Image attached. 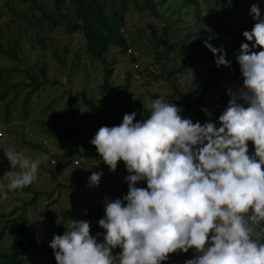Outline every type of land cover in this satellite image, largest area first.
<instances>
[{
  "label": "clouds",
  "instance_id": "9594fccd",
  "mask_svg": "<svg viewBox=\"0 0 264 264\" xmlns=\"http://www.w3.org/2000/svg\"><path fill=\"white\" fill-rule=\"evenodd\" d=\"M249 15L255 23L242 32L235 56L242 83L226 89L229 99L217 119L202 107L209 119L194 122L180 114L179 106L158 98L144 106L146 116L136 119L132 111L120 124L97 130L90 143L110 172L124 162L127 192L104 198L98 221L103 233L92 235L90 221L71 219L62 235L54 234L49 246L56 264H162L171 254L189 250L194 255L184 264H264V242L254 238L257 231L264 234V15L259 0L251 3ZM204 44L217 68H232L223 45ZM4 156L19 169L5 173L9 183L0 185V199L7 200L10 191L37 181L46 157H27L15 147ZM103 175V170L92 171L87 186L98 187Z\"/></svg>",
  "mask_w": 264,
  "mask_h": 264
},
{
  "label": "rangeland",
  "instance_id": "374dc122",
  "mask_svg": "<svg viewBox=\"0 0 264 264\" xmlns=\"http://www.w3.org/2000/svg\"><path fill=\"white\" fill-rule=\"evenodd\" d=\"M197 1L199 10L197 18L190 16L189 10L193 8L191 3L184 2V5L177 7L180 12L186 9L180 14L184 20L171 21V26L186 23L190 32L183 37L184 41L179 49L169 48L167 57L158 61H155V55L163 48L162 39L166 32L162 25L163 19L170 22L175 13L171 11L169 15H165L170 7L175 9L178 2L168 5L157 4L156 10L161 18L154 17L147 11H137L131 6V2H127L122 14L123 33L129 46L139 51L137 65L132 67L126 50L116 45L109 46L105 51L104 62L90 59L84 53L82 34L63 29L61 22L64 18L59 15L53 0H36L34 8H30L26 1L0 0V45L3 48H12L15 42L18 48L16 60L0 52V113L4 112L5 106L9 113L6 120L0 118L3 121L0 125L2 126L0 151L4 154L7 149L15 147L27 157L36 158L38 155L46 157L39 166L37 181L30 185L40 193L29 204H23L30 196V193L23 189L10 191L7 200L0 199V224L8 220L0 246H6L12 238L19 213H23L27 225L26 248L21 264H56L54 255L42 252L40 241L56 224L60 217L59 211L63 209L69 210L71 215L65 220L67 226L71 219H85L90 221L92 235L97 234L96 230L104 231L98 224L99 220L83 217L85 208L93 203H100L104 197L105 181L101 180L98 187L87 186L91 172L100 171L102 168L96 148L94 147V151L86 157L71 154L62 161H56L54 157L55 163L48 164V157L52 153L60 152L68 146H78L63 136L45 131V129L51 131L55 128H66L79 133L84 140H91L94 137L100 127L93 114L86 110L76 91L82 88L96 103L102 104L101 95L97 92V84L104 64L111 62L112 72L109 78L115 90L122 84L125 69L131 72L128 84L121 90L122 109L108 118L105 125L111 127L120 124L125 113L137 111L136 102H139L147 113L144 106L150 105L158 98L176 104L182 109L180 114L183 117H189L195 122L181 103L172 100L175 90L170 82L162 77L153 78L147 75V72H139V70H144V67L155 63L152 66L154 72L161 74L168 67L180 63L188 53L197 51V44L193 41H201L208 31L213 33V27L208 24L207 18L211 15L213 18L215 14L206 7L204 0ZM206 1L215 6L220 3V0ZM252 2L255 0H237L228 7L225 19L222 20L223 26L228 29L237 26L245 15L249 14ZM71 7V0H63L61 3L62 12L65 8L71 12ZM50 16L54 18L55 23H51L48 18ZM169 29V41L175 36H182L184 32L181 28ZM41 35L44 37V46L35 39ZM230 35L229 32L220 35L217 38L218 47L223 45L226 49ZM52 47L58 53L64 54L61 62L55 59ZM204 56L203 52H199L193 63L173 75V82L177 87L185 88L193 84L197 88L195 74L201 69L217 67L214 57L202 59ZM40 61L45 63V73H43L45 80L41 86L26 96L25 93L30 89L29 85H23L28 82L26 75L33 73L36 79H41L37 67V62ZM239 83H242L240 76L224 72L220 77L219 87ZM204 107L212 112V119L218 118L221 114L215 92L209 94ZM206 117L208 120L209 117L207 115ZM249 148L250 151L254 150L251 142ZM5 160L7 158L0 154V185L6 186L9 181L5 173L19 169L11 168L8 160ZM96 162H99L98 166H92ZM123 171L128 174L124 163L119 162L115 171L118 175L116 179L111 178L112 183L120 181ZM140 186L146 185L141 183ZM101 208L104 211V205H101ZM254 238L258 242H264V234L258 231ZM119 251V249L115 250V252ZM162 264L184 263L174 259Z\"/></svg>",
  "mask_w": 264,
  "mask_h": 264
},
{
  "label": "trees",
  "instance_id": "16d2710c",
  "mask_svg": "<svg viewBox=\"0 0 264 264\" xmlns=\"http://www.w3.org/2000/svg\"><path fill=\"white\" fill-rule=\"evenodd\" d=\"M26 1L30 8L35 7L36 0H21ZM177 1V5L175 9L170 7L165 16L169 15L170 12H174V16L171 18L170 22L163 19L162 25L164 28L165 36L162 39L163 48L158 51L155 55V61H158L160 58L167 57L169 48L179 49V47L183 43V37L188 34L189 26L188 24L176 25L175 27L171 26V21L177 22L181 19L184 20L180 14L186 11H179L177 7L191 3L192 7L191 15L193 18L198 17V1L197 0H71V12H68L66 8L62 12L61 3L63 0H53L56 9L59 12L64 20L61 22V25L65 31L79 32L82 34L84 40V53L89 56L90 59H99L104 62V53L111 45H116L120 49H125L129 46L126 36L123 33V19L122 14L127 6V2H131V6L137 11H147L148 13L153 14L154 17L161 18L160 14L157 12L156 7L157 4H171ZM237 0H220L218 6L214 4L208 3L204 0L206 7L215 14L213 18L208 16V24L213 27V33L207 32L208 34L201 40L193 43L197 44V51L193 53H188L182 61L174 66L168 67V69L164 70L163 73L154 72V68L152 67L155 63H151L152 66L144 67V70L141 69L139 72H147L146 74L151 77H162L168 83L170 82L171 86L175 90V95L172 97V100L175 103H181L183 108L189 112L190 116L195 121H200L204 123L207 120L206 114L201 110L204 107L205 100L209 96L210 93L215 92L217 104L219 109L222 110L226 107L227 101L229 97L226 95V89L229 87L228 84L223 87H219V80L222 73L226 72L227 74L240 76L239 65L235 60V56L238 54V49L241 41H244V37L242 36V32L244 30H250L255 21L250 17V15H245L244 19L239 22L237 26L234 28L224 27L222 24V20L225 19L227 14V8L236 3ZM260 8L262 11V15H264V0H260ZM71 13V14H70ZM51 20V23H55L53 17H48ZM171 27V28H170ZM184 29L182 36H175L173 39L169 41L168 29ZM169 29V30H170ZM229 32L231 37L228 39V46L226 48L228 59L232 61V68L223 69L222 67H210L206 69L199 70L195 75L197 78V88L190 84L185 88L177 87L173 82V75L177 72H181L186 67H188L193 61L197 58L199 52H203L205 55L202 59H206L208 57H214L213 53L205 46L204 41L210 42L213 46L218 47L217 38ZM36 41L44 46L43 35L35 37ZM246 42V41H245ZM65 49V48H64ZM17 51L18 48L13 43L12 48H3L0 45V52L4 55H7L14 60L17 59ZM136 54L130 55L129 58L131 61H138L139 59V51L135 48ZM52 53L56 60L61 62L64 59V54L58 53L55 48L52 47ZM37 67L39 70V75L41 79H36L33 73H27L26 77L28 78L27 83H23V85H29L30 89L25 93L26 96L29 92L34 91L37 87L41 86L44 82L45 78L43 73H45V63L43 61L37 62ZM112 72L111 62L104 64L102 67V73H100V80L97 84V92L101 95L102 104H98L95 100L89 97L86 92L83 91L82 88H79L76 92L85 106L86 110L93 114V117L96 123L101 126H105L106 120L110 118L112 115L116 114L121 107V90L126 87L129 81V77L131 72L129 69H125L123 73V81L121 86L115 90L112 84L111 78H109L110 73ZM241 77V76H240ZM242 81V79H241ZM136 112L138 113L136 119H140V113H146L139 102L135 104ZM8 110L7 106H5L4 112L0 113V118L6 120L8 118ZM217 119V118H216ZM46 132L51 134H57L59 136H63L66 139L72 141V143L76 144L78 147L68 146L61 150L60 152H54L50 157H55L56 161H62L63 159L75 155L78 157H86L88 154L93 152V148L95 147L90 143V140H84L80 136L79 133L72 131L71 129L66 128H55L54 130H47ZM1 155H4L1 153ZM72 159V158H71ZM101 159V158H100ZM7 161V160H5ZM102 162V160H101ZM124 163L123 161H121ZM49 164V163H48ZM103 170V177L101 180L105 181V190L104 197L100 203H93L89 205L85 210H87V214L85 215V211L83 212V217L87 219H95L99 220L104 216L103 208L101 205H104V198L108 197L110 199H115L121 197L127 192V183L124 180L126 176L125 172L121 173V179L117 183H112L111 178L117 177L118 173H111L103 162L101 163ZM116 179V178H115ZM30 193L29 198L23 204H29L37 194L40 193L39 190H35L33 187L28 186L23 188ZM24 206V205H23ZM21 206V208H23ZM15 208V207H13ZM12 208V209H13ZM60 212V217L57 219L56 224L50 228L47 235H45L41 241V250L42 252H48L52 255L53 250L50 248L49 244L52 240L54 234H63L65 230H67L66 219L69 218L70 211L63 209ZM17 223L15 225L14 231L12 233V238L9 240L6 246H0V264H21L23 261V256L25 253L26 243H25V234L27 232V225L24 220L23 213H19L16 217ZM8 220H5L0 224V244L2 240V236L4 233V227ZM97 233H103L100 230H96ZM260 233V232H259ZM262 234V233H261ZM102 236L98 237V239L102 240ZM194 255V250H189L188 253H177L171 254L169 260H181L183 263L186 259L192 258Z\"/></svg>",
  "mask_w": 264,
  "mask_h": 264
},
{
  "label": "built area",
  "instance_id": "2783aa9c",
  "mask_svg": "<svg viewBox=\"0 0 264 264\" xmlns=\"http://www.w3.org/2000/svg\"><path fill=\"white\" fill-rule=\"evenodd\" d=\"M125 50H126V54H127V56L129 57L130 55H135L136 54V51H135V49H132L130 46H127L126 48H125ZM131 63H132V67H135L137 64H136V62L135 61H131ZM3 123V121L0 119V125ZM2 130V126H0V134H1V131ZM75 162V161H74ZM48 163H55V161H54V158L53 157H48ZM111 173H113V172H111Z\"/></svg>",
  "mask_w": 264,
  "mask_h": 264
}]
</instances>
